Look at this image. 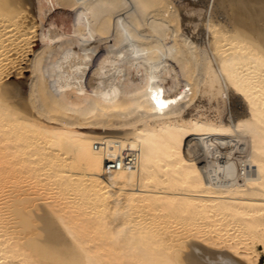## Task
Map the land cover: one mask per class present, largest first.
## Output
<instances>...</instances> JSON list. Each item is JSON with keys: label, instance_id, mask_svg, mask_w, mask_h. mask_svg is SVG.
<instances>
[{"label": "bare ground", "instance_id": "6f19581e", "mask_svg": "<svg viewBox=\"0 0 264 264\" xmlns=\"http://www.w3.org/2000/svg\"><path fill=\"white\" fill-rule=\"evenodd\" d=\"M231 2H187L202 46L172 0H0V264H264V0Z\"/></svg>", "mask_w": 264, "mask_h": 264}, {"label": "rangeland", "instance_id": "374dc122", "mask_svg": "<svg viewBox=\"0 0 264 264\" xmlns=\"http://www.w3.org/2000/svg\"><path fill=\"white\" fill-rule=\"evenodd\" d=\"M30 1H31L32 4H34V1L35 0H30ZM189 1H192V0H178V1L177 0H172V4L175 5V7H177V9L180 11L181 17L183 16L182 19H181V21H180V23H179L180 24L179 26H181L180 27L181 30L184 33L187 32V34L190 35L193 38V40H195V38H196V43L197 44L202 45V46H207L208 45V39L209 38L206 37L205 35H202V33H203L202 26H201L202 23L198 22L195 16H192L191 19L194 20V21H196L195 23H197L198 25L194 26L195 25L194 23H189L188 24V22H187L189 20V16H188V14L186 12L190 8L187 7L186 5H188L187 2H189ZM197 1H199V0H197ZM212 1H214V0H212ZM216 1L219 2V5L221 6V8L218 9V10L220 11L219 12L220 17L222 18L223 17V13L225 12L224 11L225 8H227V7L230 8L231 7L230 4H232V2H231V0H216ZM229 1H230V3H229ZM175 2H176V4H175ZM194 3H199V2H194ZM191 7H193V4H192ZM192 9H194V8H192ZM203 12H204V14L202 15L201 19H205V18L209 17V11H207V14H205V8H203ZM32 13H33V15H36V13H35L34 10L32 11ZM214 14L216 15L217 13H214ZM212 15H213V12L210 11V17ZM61 24H63V23H60L58 19H53V18L45 17L44 21L43 20L41 21L42 33H48V31L50 29H54L56 33H57V30L58 29H59L58 32H62L65 26L62 27V26H60ZM28 57H31V55H28L27 54L26 55V58H28ZM27 63H28V61L25 64H23V65H27ZM17 74H18V69L13 70L10 73V80H8V81L17 80L18 82H21V85H22V88H23V91H24V95H26L27 92H28V89H29V79H28V77H29V74L30 73L27 72L26 76H24V77L18 76L19 74L18 75ZM239 100L240 99L238 98V96L234 95L232 93V91H227L226 110L224 112V114L226 115V117L230 116L231 114L232 115H236V114H238L240 112V110H241V102ZM198 154H200V151H198ZM7 178H9V177H6V178L3 177V181H1V179H0V184H1L0 185V193L3 196H5L8 192H9L8 194H10L11 190L10 191H8V190L9 189H12V187L11 188L9 187V185L11 186L12 182H11L10 179H7ZM4 179H7L8 181L10 180L9 181L10 184H9V182L7 184V181L4 182ZM2 182H4V184L6 186H8V187H6L4 184H2ZM2 185H4V186H2ZM5 190H7V191H5ZM8 194H7V196H8ZM204 236L203 237L206 238L207 235H204ZM254 245H255V249L260 254V261L261 262H264V252L262 251V249H263L262 248V245H260L259 243H254Z\"/></svg>", "mask_w": 264, "mask_h": 264}, {"label": "built area", "instance_id": "2783aa9c", "mask_svg": "<svg viewBox=\"0 0 264 264\" xmlns=\"http://www.w3.org/2000/svg\"><path fill=\"white\" fill-rule=\"evenodd\" d=\"M98 145L95 143V146ZM113 151L104 150L103 166L105 169H136L138 165L139 151L130 145L116 143Z\"/></svg>", "mask_w": 264, "mask_h": 264}]
</instances>
